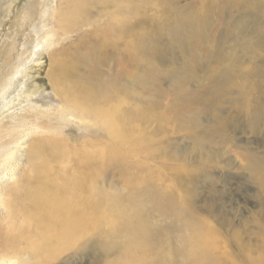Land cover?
<instances>
[{"label":"rangeland","instance_id":"374dc122","mask_svg":"<svg viewBox=\"0 0 264 264\" xmlns=\"http://www.w3.org/2000/svg\"><path fill=\"white\" fill-rule=\"evenodd\" d=\"M89 1L87 18L72 20L71 34H64L58 12L66 0H0L5 230L15 228L4 218L5 197L16 183L28 192L23 179L31 176L36 155H47L55 140L86 144L79 150L92 155L87 167L100 172L96 200L111 195L118 228L97 223L89 248L75 247L67 264H190L192 225L180 199H191L188 208L216 228L218 253L228 247L229 263H242L239 248L264 246V0H129L128 8L122 0ZM109 29L110 42H104L101 33ZM106 109L112 115L103 118ZM110 125L114 137L107 134ZM111 142L120 145L105 150L108 161H96L102 143ZM251 159L262 166L258 181ZM79 160L48 162L54 172L67 166L75 173ZM22 223L17 215L14 224ZM140 246H153L151 254Z\"/></svg>","mask_w":264,"mask_h":264},{"label":"bare ground","instance_id":"6f19581e","mask_svg":"<svg viewBox=\"0 0 264 264\" xmlns=\"http://www.w3.org/2000/svg\"><path fill=\"white\" fill-rule=\"evenodd\" d=\"M132 2L133 1L127 0V2H125L122 0L118 3H121L124 5L125 8H128L131 5L130 3H132ZM60 6L61 5H59V7ZM64 6L65 7H63V8H60V9L58 8L59 10L63 9V11H61V12L57 9L59 11L58 14L59 13L62 14L61 20H63V23L59 24L58 27H59V30H61L64 34H69V33L71 34L72 28L71 29H69V28L73 25L72 20L76 19L79 22L81 19L87 18L86 15L89 13V10H90L89 8L91 7L90 1L89 0H66V5H64ZM88 20H90V19H88ZM84 22H86V20ZM80 24H81V22H80ZM86 24H88V23H86ZM76 29H78V27ZM111 33L112 32L110 29L103 32V34L101 33V37L103 38L104 42H110L109 41L110 35L113 34V33L112 34ZM81 34H83V33H81ZM132 39H133V37H132ZM118 40H121V37H119ZM78 42H79V39H78ZM100 44H102V43H100ZM109 47H112V45H110ZM90 50H92V49H90ZM105 50L106 49L104 47L102 52H105ZM115 51H116V49H115ZM122 55H123V53H122ZM127 56H128V54H127ZM88 58H90V57H88ZM129 58H130V56H129ZM55 59H57V58H55ZM131 59H132V56H131ZM124 61H126V60H123V62ZM119 66H120V64H119ZM54 68H56V67H54ZM91 68H92V66H91ZM84 77H87V76H84ZM89 80H91V79H89ZM81 81L83 82V80H81ZM51 83H53V82H51ZM88 83L86 82L85 84H88ZM86 88L88 89V86H86ZM90 88H92V87H90ZM95 91H96V89H95ZM87 92H88V90H87ZM103 94H104V92H103ZM97 95L95 97L98 99L99 97ZM75 96H78V95H75ZM83 96H85V95H83ZM90 97H92V94ZM65 98H70V97L68 94H66ZM96 98L94 99L95 101H96ZM112 100H113V98H112ZM91 101L93 102V99L92 100L90 99L89 102H87V103L89 104ZM107 103H109V102H105L103 104H107ZM103 104H101V105H103ZM85 105H87V104H85ZM87 106H86V108H87ZM105 106H107V105H105ZM66 107H68V106H66ZM76 107H79L77 103H76ZM89 107H91V106H89ZM107 107H109V106H107ZM75 109L76 108H74V110ZM91 110H92V113H97L96 108H92ZM67 111H69V110L67 109ZM110 111L106 109L104 114H103V118H106L107 115H112V113ZM65 113H67V112H65ZM81 113H82V115H85V111L83 109H81V112L79 114H81ZM87 114H89V113H87ZM92 117H93V115H92ZM83 118H86V117H83ZM83 118H82V120H83ZM73 119H74V117H73ZM84 121H85V119H84ZM81 123H82V121H81ZM86 124H88V123H86ZM108 128H109V130L107 132L108 136L114 137L117 135L115 129L111 125ZM52 138H56V136L55 137L53 136ZM30 143L32 144V142H30ZM95 143L98 144L97 142H95ZM95 143L93 141H91V142L88 141L89 146H94ZM38 144L40 147V143H38ZM52 144L54 145V147L52 149L49 148L51 150L47 149V150H49V152L47 151L48 152L47 155L46 154L45 155L44 154H37L36 155L38 158V161L33 162L32 168L30 169L31 170L30 171L31 176L26 177V178L22 177V178H25V179H23L24 182L28 181V183H27L28 187L26 186V188L29 189L28 192L27 193L24 192L23 187H22V183L21 184L16 183L13 185V187H11L10 192L5 197V201H4V205H3L4 211H5V217L4 218L10 220L11 225L15 228H12V229L9 228V231L5 230L3 221H2V219H0V261L3 264H13V263L14 264H26V262L28 260H31V258L34 259L31 264H55L57 262H58L57 264H59L60 261H62V260H64L63 261L64 263H62V264H67V262L69 261L68 257L70 256V253L74 251L75 247H79V249L82 251H86L89 248V245L91 242L90 239H92V237H93L92 234H94V232H96L97 223H99L98 227H101V229L105 225H108L112 231H114L115 228L116 229L118 228L116 225V222H115V217H114V214H115V211L113 209L114 207L113 208L111 207L110 202H109L110 200H109V198H107V196H111V195H107L105 192L106 195H104V193H103L104 197L101 199L102 201L104 200L103 202H101V200H99L98 196H97L98 199L96 200V195L101 193L100 188H99L101 184L98 186V179H95L96 178L95 174L97 173L96 172L97 168H94V167L92 168V166L90 167L91 169L88 168L87 165L89 166V158L92 155L87 157L86 154L87 153L89 154L88 151H86V154L84 153L85 155H82L83 151L79 150V149H86L87 150L88 148H85L87 145L85 144L84 148H82L81 146H80V148L68 147V146H66V144L64 145L60 141H56V140ZM52 144H51V147L53 146ZM118 145H120V144L111 142L110 144L103 146V143H102L100 149H103V150H99V152H97L98 155H96L95 160L99 161V162L101 160H103V161L105 159L107 160L108 158H106V156H105V150L115 149ZM127 145H128V143L122 142V146H127ZM34 146L35 145L33 144L32 149L35 148ZM42 146L43 145H41V147ZM95 146H97V145H95ZM29 147H30V145H29ZM46 147H47V145H46ZM48 147H50V146L48 145ZM36 148H37V146H36ZM90 149H92V147H90ZM37 150L39 151L40 149L38 148ZM43 153H45V152H43ZM80 155H82V156H80ZM51 158H54V161H56L57 164L63 165V166H64V163L66 160H73V158H75V160L81 159V160H79V162L77 161L78 162L77 166H78L79 170L74 169L76 172L72 173V172H69L70 170H68V168H70V167L58 166V167L63 168L62 172H59V173H57V171L54 172L53 164L48 162V160ZM112 158L116 159V157H114V156ZM26 159H27V157H26ZM121 160H122V158H121ZM121 160L118 159V162ZM251 160H252V167H251L252 178L254 179V181L255 180L258 181V180H260L259 175H260V172H262L261 171L262 166L259 165V163H254L253 161L255 159H251ZM96 161H95V163H96ZM109 161L113 162L114 160L109 158ZM121 163H122V161H121ZM105 164H106V162H104V165ZM117 164H119V163H117ZM97 165H96V167H97ZM99 165H100V163H99ZM102 166H103V164L100 165V169L105 167V166L104 167H102ZM75 168H77V167H75ZM263 168H264V164H263ZM72 170L73 169H71V171ZM6 171H8V170H6ZM27 172H29V170H27ZM99 173H97V174H99ZM7 175H10V174H7ZM87 176L90 177V181H87V183H86L84 181L87 179ZM137 182L138 181L133 182V184L137 183ZM22 190H23V195L20 196L19 194H20V191H22ZM92 193H95V196L94 195L91 196ZM101 197H102V195H101ZM107 199L109 200L108 202H107ZM173 199L175 200V198H173ZM98 201H99V205H98ZM106 202H107V204H106ZM179 202L181 203L182 206L183 205L185 206V207L183 206V208L186 209L188 215L190 216L189 218L186 216L187 218L185 220L191 222L190 226L192 225V229H191V227L189 228V230L190 229L191 230L187 235L188 237H190L188 239L190 243L187 244V245H189V247L188 246L187 247L189 248L188 256H189V259L191 260L190 264H264V256L262 254V251L264 250L263 245L256 246L255 248H251L252 247L251 246V247H248V250L245 249V247L239 248L238 252H240L241 254L244 255V258L242 257L243 262L242 263L239 261L234 262L233 260H230L231 263H229L227 256L230 255V257H231L232 253H229V251L226 249L228 247H225L226 251L221 252L222 254L218 253V250H219L221 244H219V240H218L219 238H217L216 228H214V226L206 218H202L200 216V214L197 212L198 209L196 211V209H194V208H188V206H190V204L193 202L191 199H187V201L180 199ZM102 203H103V205H105L104 207L107 210L104 213L99 212V210L102 206ZM112 206H113V204H112ZM191 207H193V206H191ZM183 208L181 207V209H183ZM109 214L112 215L111 216V217H113L112 219L106 218V217H108ZM17 215H19L20 219H22V221H23L20 228H17L16 225L14 224V218L16 219ZM208 215H210V214L208 213ZM101 229L97 231L98 235L101 234V232H103ZM110 229H109V231H111ZM114 234H116V233H114ZM143 241H145V239L144 240L141 239L140 243ZM184 246H186V245H184ZM149 247H153V246H140L137 249H143L146 252H148L149 254H151V250L149 249ZM184 250H182V251H184ZM200 250L202 253L201 256L199 255ZM136 253L139 254L138 251H136ZM172 257H173V255H172ZM136 263H138V262H136ZM140 263H142V262H140Z\"/></svg>","mask_w":264,"mask_h":264}]
</instances>
